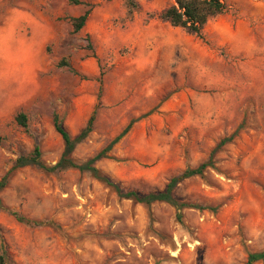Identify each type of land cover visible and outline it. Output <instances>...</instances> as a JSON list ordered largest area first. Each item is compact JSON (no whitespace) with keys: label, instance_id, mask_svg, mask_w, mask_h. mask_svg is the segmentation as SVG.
<instances>
[{"label":"rangeland","instance_id":"obj_1","mask_svg":"<svg viewBox=\"0 0 264 264\" xmlns=\"http://www.w3.org/2000/svg\"><path fill=\"white\" fill-rule=\"evenodd\" d=\"M138 2L129 15L125 0H0V182L36 145L59 161L54 114L73 139L93 116L78 163L133 122L96 163L129 191L214 167L176 187L192 205L180 210L121 199L88 172L20 168L0 199L38 225L0 208L9 264H246L264 250V0H222L200 37L160 19L175 0Z\"/></svg>","mask_w":264,"mask_h":264},{"label":"trees","instance_id":"obj_2","mask_svg":"<svg viewBox=\"0 0 264 264\" xmlns=\"http://www.w3.org/2000/svg\"><path fill=\"white\" fill-rule=\"evenodd\" d=\"M125 3L129 15H133L141 8L138 0H125ZM224 12L225 4L222 2V0H175L174 5L165 9L161 13L160 19L166 23H169L174 28H180L190 35L200 37L202 36L206 24L211 19L222 15ZM88 16L89 11L85 12L82 16L73 18L71 20L73 33H78L83 29ZM99 95H101V90ZM16 121L24 129H28L25 114L20 113L16 117ZM53 125L64 143V151L59 161L53 166H47L42 161V152L40 146L36 145L31 154L21 155L16 159L14 166L6 173L0 182V190L6 187L13 173L23 167L36 166L46 172H61L68 169H75L80 172L90 173L93 178L103 183L106 187L110 188L121 199L131 200L134 203L143 204L145 206H151L154 203L163 202L180 210L181 208L192 207V205L181 203L175 198L174 191L176 187L185 179L195 176H202L206 169L214 167L213 160L209 159L197 168H188L180 176L170 179L164 190L151 192L148 194H140L136 191L124 189L121 185L115 183L109 176L104 174L96 167V163L107 158L108 153L113 149V147L130 131L133 122H130L128 126L117 137H115L105 149L84 163H78L73 158V153L76 149V146L84 141L92 131L93 116L88 120L85 129L74 139L65 129L63 120L59 114H54ZM226 141L227 140L223 141V143H226ZM0 208L9 212L20 222L38 225V222L27 220L19 213L10 211L3 205L1 199ZM177 218L181 219V215L178 214ZM3 247L4 244L2 243L0 245V264H9L7 261V253ZM257 262H262L264 264V250L261 252L248 254L246 264H255Z\"/></svg>","mask_w":264,"mask_h":264}]
</instances>
